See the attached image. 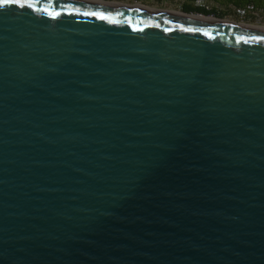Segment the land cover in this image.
Returning a JSON list of instances; mask_svg holds the SVG:
<instances>
[{"label": "water", "instance_id": "1", "mask_svg": "<svg viewBox=\"0 0 264 264\" xmlns=\"http://www.w3.org/2000/svg\"><path fill=\"white\" fill-rule=\"evenodd\" d=\"M0 264H264V27L0 6Z\"/></svg>", "mask_w": 264, "mask_h": 264}, {"label": "crops", "instance_id": "2", "mask_svg": "<svg viewBox=\"0 0 264 264\" xmlns=\"http://www.w3.org/2000/svg\"><path fill=\"white\" fill-rule=\"evenodd\" d=\"M93 1L105 2L110 4L122 5V6L143 7V8L172 12V13L201 14L204 16H209L208 15L210 14L209 11L211 9H214L215 7L224 8L225 6L223 4L225 3L233 7H241L247 4H253L256 9L264 12V0H93ZM180 7L181 10L178 9ZM186 9H193V10H186ZM214 16H217L229 22H235L236 20L231 18L228 14H226L225 16H222L221 14L219 15L216 14ZM246 19H248V17H246L245 20ZM241 23L248 24L246 22H241Z\"/></svg>", "mask_w": 264, "mask_h": 264}, {"label": "rangeland", "instance_id": "3", "mask_svg": "<svg viewBox=\"0 0 264 264\" xmlns=\"http://www.w3.org/2000/svg\"><path fill=\"white\" fill-rule=\"evenodd\" d=\"M223 5L226 8L215 7L214 9H211L209 11L210 14L208 15L213 17L216 14L218 15L221 14L222 16L228 14L231 18L236 19L235 22H239V23L246 22L248 24L264 27V12L256 9L253 4H247L241 7H233L226 3ZM178 9L181 10V7ZM237 9H241L243 13H241ZM186 10H193V9H186ZM214 17L219 18L217 16ZM246 17H248V19L245 20Z\"/></svg>", "mask_w": 264, "mask_h": 264}, {"label": "snow or ice", "instance_id": "4", "mask_svg": "<svg viewBox=\"0 0 264 264\" xmlns=\"http://www.w3.org/2000/svg\"><path fill=\"white\" fill-rule=\"evenodd\" d=\"M13 0H0V6H3L4 4L12 3Z\"/></svg>", "mask_w": 264, "mask_h": 264}, {"label": "built area", "instance_id": "5", "mask_svg": "<svg viewBox=\"0 0 264 264\" xmlns=\"http://www.w3.org/2000/svg\"><path fill=\"white\" fill-rule=\"evenodd\" d=\"M238 11H240L241 13H243V11L241 9H237Z\"/></svg>", "mask_w": 264, "mask_h": 264}]
</instances>
